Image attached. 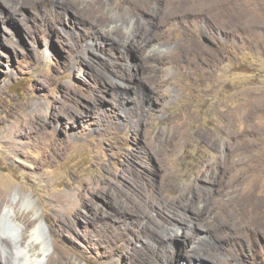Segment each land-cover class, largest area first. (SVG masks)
<instances>
[{
    "label": "rangeland",
    "instance_id": "rangeland-1",
    "mask_svg": "<svg viewBox=\"0 0 264 264\" xmlns=\"http://www.w3.org/2000/svg\"><path fill=\"white\" fill-rule=\"evenodd\" d=\"M28 198L46 264H264V0H0V219Z\"/></svg>",
    "mask_w": 264,
    "mask_h": 264
},
{
    "label": "bare ground",
    "instance_id": "bare-ground-1",
    "mask_svg": "<svg viewBox=\"0 0 264 264\" xmlns=\"http://www.w3.org/2000/svg\"><path fill=\"white\" fill-rule=\"evenodd\" d=\"M124 30L129 33L128 35H124L123 38L119 39L121 40L124 46L133 45L135 40H137L138 47L141 49L145 48L144 38L139 32V29L137 30L132 22L126 25H119L118 23L111 24L106 28V34H103H105V37L107 36V38L110 39V37H117L118 34L122 33ZM108 44L115 43L111 42ZM152 58L163 59L164 57L161 53H159L154 56L150 55L148 57V59L150 60ZM27 201V204L29 205L28 207L32 210V218L30 219L28 216H26L25 218L20 217L18 214H16L15 209L13 207H7L4 215L0 219V240L5 234V230L3 229L2 224H4V219L8 217V219L10 218L11 226L7 229V231L8 236L12 242L4 241L2 242V244L6 248V251L10 252L12 264H46L49 260L52 248V235L48 227L45 225L43 219L39 215L35 203L32 201L31 198H28ZM12 215L14 216L13 218H11ZM22 218H24L23 221ZM197 252L204 253L205 255H207L209 249L206 247H200ZM87 260L88 259H85L79 262H73L71 260H68L67 264H91V262H88L89 260Z\"/></svg>",
    "mask_w": 264,
    "mask_h": 264
},
{
    "label": "water",
    "instance_id": "water-1",
    "mask_svg": "<svg viewBox=\"0 0 264 264\" xmlns=\"http://www.w3.org/2000/svg\"><path fill=\"white\" fill-rule=\"evenodd\" d=\"M203 40H204V42H206L207 44L213 45L212 40H210L208 37L204 36V37H203Z\"/></svg>",
    "mask_w": 264,
    "mask_h": 264
}]
</instances>
